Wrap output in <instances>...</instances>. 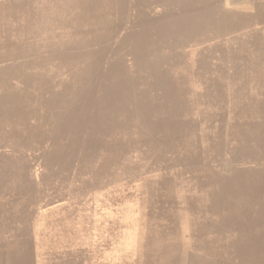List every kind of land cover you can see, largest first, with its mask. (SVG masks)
Instances as JSON below:
<instances>
[{
    "label": "rangeland",
    "instance_id": "1",
    "mask_svg": "<svg viewBox=\"0 0 264 264\" xmlns=\"http://www.w3.org/2000/svg\"><path fill=\"white\" fill-rule=\"evenodd\" d=\"M168 1L0 0V264H32L70 198L51 236L99 238V264H264V17L126 37Z\"/></svg>",
    "mask_w": 264,
    "mask_h": 264
},
{
    "label": "bare ground",
    "instance_id": "2",
    "mask_svg": "<svg viewBox=\"0 0 264 264\" xmlns=\"http://www.w3.org/2000/svg\"><path fill=\"white\" fill-rule=\"evenodd\" d=\"M207 1L208 0H189V3L186 7L187 9H184L181 5H179V0H169L167 4L170 6L166 7L167 10L165 13L167 15L166 17H170L166 18L163 21H160V23L153 24L150 28L143 30L140 29V32L136 33L135 31H132L127 34L126 37L129 35V37H134L139 34L141 35L143 33L155 31H158V33H160L162 29L170 28L171 34L166 35V37L172 35L177 36L176 42H178V44H182L191 35L196 36L200 33H204L210 30L225 31L228 28L232 29L236 27L246 26L250 22L259 20L261 17H264V13L262 16V12H257L255 16L250 19L247 18L244 14H238L235 12L231 13L225 11L223 13H220L219 11H217V7H215V4H211ZM170 10H172L173 12H171ZM177 10H181V12L175 13V11ZM153 17L157 16H149V18ZM263 20L264 19H262V21ZM166 37H157L156 41H164ZM152 48L157 47L152 46ZM133 54L137 57L138 60L144 57L141 52H134ZM142 71L146 72V70ZM159 82L161 88L163 89L162 94L169 96L171 90L173 89L169 78H167L165 75H162L161 77H159Z\"/></svg>",
    "mask_w": 264,
    "mask_h": 264
},
{
    "label": "crops",
    "instance_id": "3",
    "mask_svg": "<svg viewBox=\"0 0 264 264\" xmlns=\"http://www.w3.org/2000/svg\"><path fill=\"white\" fill-rule=\"evenodd\" d=\"M85 205L84 202L82 205L78 199L70 198L64 203L45 207L46 213L43 217L48 218L47 227L46 224L40 225L39 223L34 231L41 232V234L47 233V236L43 235L42 239L34 241L35 250L32 264H99V238L93 240L74 239L73 236L67 234V232L77 231L73 225H70L65 231L67 234L65 239H54L51 236V220L57 212L65 210L73 216ZM91 207L94 208L95 205L93 204Z\"/></svg>",
    "mask_w": 264,
    "mask_h": 264
}]
</instances>
